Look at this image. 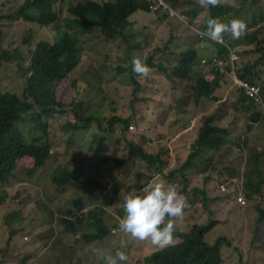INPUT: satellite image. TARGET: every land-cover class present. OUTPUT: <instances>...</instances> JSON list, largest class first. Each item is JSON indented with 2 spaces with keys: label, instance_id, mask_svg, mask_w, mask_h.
Returning a JSON list of instances; mask_svg holds the SVG:
<instances>
[{
  "label": "trees",
  "instance_id": "trees-1",
  "mask_svg": "<svg viewBox=\"0 0 264 264\" xmlns=\"http://www.w3.org/2000/svg\"><path fill=\"white\" fill-rule=\"evenodd\" d=\"M60 0H32L27 1L16 12V8L8 15L1 16L0 21L5 20L9 23L8 31L4 32L0 27V40L5 38L8 32H11L12 24L15 26V17L34 22L35 26L42 27L45 25L52 27L51 41L40 40L34 42L32 38L33 30L24 37L23 44L32 49L19 48V57L22 51L31 50L29 53V63H26V81L22 88L21 94L0 92V184H6L16 169V165L28 164L31 173L41 171L45 165L49 164L52 156L50 143L47 139V119L53 118L56 111L63 109L68 115V127L75 134L84 131L90 124H95L98 131L97 140L101 141L102 146L108 145L107 135L113 129L119 131V126L123 125V132L134 131V125L137 123V113L133 108V101L127 104V109L123 110L118 107V102L123 98H115L113 105H107L101 108H93L91 112H86L88 107L82 111L83 102L79 87H83V83L74 82L70 76L80 62V37L91 32L99 33L106 40L115 42V49L120 50V41L124 38L128 41L125 43L126 48L123 50L124 60L129 61L131 82L132 60L138 58L141 62L150 68L147 76L151 79L148 81L155 89L149 92L155 101L160 91L167 84L170 89L180 82L179 79H186L191 73L194 66L199 63H233L243 70V76L252 84H259L260 80L264 81V44H257V55L244 59L245 63L239 62V58L231 57L224 51L221 56L214 57L213 52L220 50L229 39L223 38L220 41H214L203 35L206 30L209 18H215L218 22L227 24L233 19L242 20L245 24L251 25L254 31L245 29L246 38H251L252 33L263 30L264 26V8L260 6V0H218L215 6L209 5L203 7L207 9V20L199 26V11L202 8L200 4L194 3L196 8L189 9L193 12L190 19L183 13V10L172 6L175 0H74V2H65L62 0L64 7V16L60 18L57 11L53 10V6ZM254 4L258 7L257 12L253 14L250 22L238 15L237 11L240 6ZM15 12V13H14ZM131 14L144 15L148 17L145 26H140V30H136L135 35H126L124 32L117 30H126L130 34L129 29H135L134 22H128L127 19ZM54 22L60 23V25ZM162 23L163 30L166 34V40L163 44L152 42V39L159 35L151 29V23ZM189 25L196 31H189ZM257 26V28H256ZM44 28V27H43ZM42 29V28H41ZM40 29V30H41ZM223 35V33H222ZM125 36V37H124ZM119 38V40L117 39ZM228 39V40H227ZM98 41V36L95 37ZM124 45V44H123ZM125 47V46H124ZM129 49L132 50L133 59L130 56ZM8 49L0 46V52L8 55ZM140 51V56L137 52ZM242 63V64H241ZM186 64L189 69L183 70L182 66ZM80 67V66H79ZM78 67V68H79ZM22 66L19 69L22 70ZM77 68V69H78ZM76 69V70H77ZM164 80V81H163ZM136 81L146 87L148 82L142 78ZM123 78L117 80V84H123ZM127 83L126 85H128ZM74 85V94L70 95L67 101L69 105L59 103L57 101V88L59 93L62 92L61 86L70 88ZM134 85L137 86L136 83ZM183 88V87H182ZM213 85L208 84L205 77L199 75L196 77L195 84L191 87L193 98L187 104L196 107L197 99L208 97L213 90ZM135 89H138L136 87ZM159 89V90H158ZM178 91V90H177ZM177 91L175 92L177 94ZM184 88L179 91L183 93ZM247 99L240 96L237 104L245 103ZM264 108V97L262 98ZM264 111V110H263ZM109 112V115L106 113ZM169 115L172 114V106L167 109ZM27 116H29L27 118ZM174 118L175 123H179ZM213 118H207L211 121ZM264 121V114L252 115L251 121ZM27 129L26 133L23 130ZM227 132L226 129H224ZM24 134L30 140H26ZM254 137L249 133L239 137V141L246 143ZM206 138L201 136L195 142V145L204 144ZM67 155L62 162H58L54 171L49 175V179L58 186H65L71 180L77 179L75 170H68L74 159H76L80 151L77 145L67 142ZM264 148V144H262ZM202 148V147H200ZM199 148V149H200ZM94 150V148H93ZM126 151V155L108 153H95V158L89 162H98L102 166H106L107 174L112 173L101 183L96 181L90 182V185L98 186L94 195L90 196L88 187H84L88 191L84 195L87 200H99L103 203L115 202L117 213L123 215L122 201L124 183L118 178L115 171L117 167H123L128 170L134 182L141 186L142 190L149 186L152 182L158 180L157 169L155 167L152 155H148L144 148L130 143ZM94 152V151H93ZM257 153H253L249 157V161L245 167V178L242 183V190L245 194V200H252L262 197L259 191V177L261 176V165H264V150L256 149ZM263 158V161L261 160ZM84 158L80 160L83 163L82 175L90 177L94 172L93 166L84 164ZM112 163V165H111ZM31 166V167H30ZM67 167V168H66ZM74 167V165H73ZM254 175L256 178L254 179ZM87 183V181H84ZM89 183V182H88ZM133 192L141 193V189L137 186H131ZM255 189V191H254ZM82 199V197L80 198ZM75 202L76 217L75 220H68L65 217L59 219V225L65 233H71L69 225H83L90 229L89 232L83 233V243L88 244V233L90 234V242H99L104 240L110 230L101 221L103 211L96 212L94 209L83 206L81 200ZM194 202L191 201V204ZM204 207L207 208L206 201ZM264 219V211L258 216V221ZM214 222L210 221L207 227L200 229L202 235L198 234L199 229L193 228L186 234L175 229L174 242L168 246V250L149 256L144 259V264H232L224 257L222 246L230 247V243L218 238L213 245L207 244L203 240V235L210 231ZM79 231V228L75 229ZM127 234V233H126ZM133 241L137 238L127 234Z\"/></svg>",
  "mask_w": 264,
  "mask_h": 264
},
{
  "label": "rangeland",
  "instance_id": "rangeland-1",
  "mask_svg": "<svg viewBox=\"0 0 264 264\" xmlns=\"http://www.w3.org/2000/svg\"><path fill=\"white\" fill-rule=\"evenodd\" d=\"M23 2L25 0H22ZM65 2H74V0H64ZM194 3H199V0H175L172 6L183 10V13L190 19L193 17V12L189 9L196 8ZM17 3L12 0H0V15L5 16L11 13L16 7ZM260 6L264 8V0H260ZM189 8V9H188ZM237 11L238 15L250 22L253 19V14L257 12L258 7L254 4L249 7ZM53 10L58 12L60 18L64 16V7L62 0L55 3ZM208 18L207 9L201 8L199 11V23L201 26ZM128 22H134L135 29H129L130 34L126 30H117L124 32L126 35H135L140 26H145L146 16L131 14ZM15 22V21H14ZM57 25L60 23L54 22ZM12 24L11 32L0 40V46L7 50L8 55L0 52V92L21 94L22 88L26 81V63H29V53L31 50L22 51L20 56L19 48L32 49L23 44L24 37L33 30V41L39 40L51 41L52 27L46 26L41 30L35 25L22 21L20 24ZM0 27L4 32L8 31L9 23L5 20L0 21ZM264 29V26H263ZM137 30V31H136ZM227 33L231 34L229 42L224 44L222 48L215 53L216 56L227 54L232 56H241L247 52H252L254 43L248 42L246 39V32H243L239 38H233L230 31L223 33V38L228 37ZM98 36L99 40L96 41L95 37ZM124 36V37H125ZM166 34L161 28L160 34L152 39V42L163 44L166 40ZM119 40V38H117ZM127 39L120 41V50L115 49L116 44L111 40H106L105 37L99 33L91 32L80 37L81 51L80 62L72 72L70 78L75 82L83 83V87H79L81 100L83 102L82 111L88 107L87 112H91L93 108H101L107 105H113L115 98H123L118 102L120 109L126 110L127 104L133 101L134 111L137 113V124L134 125L135 130L131 132H123V125L119 126V131L113 129L107 135V145H101V141L97 140L94 136L97 134V127L95 124H90L81 131L79 134L73 133L68 127V115L63 109L56 111L53 118L47 119V139L50 143L52 156L49 164L41 171L30 172L28 164L16 165V169L6 184H0V264H104L100 255L93 252V249H101L105 253H111L114 249L126 250L130 258L127 264H142V261L148 251L142 246H136L125 239H123L117 228V206L115 202L103 203L99 200H83L84 195L90 192V196L94 195L98 186L90 185V182L101 183L107 179V175L113 176L112 173L107 174L106 166L100 165L96 162H89L90 159L95 158V153H108L126 155L130 143L144 148V152L148 155L163 156V153L172 151V145L168 143V148L163 146L164 141L158 138L159 127H155L156 120V104L154 98L147 93L146 87L138 86V93L133 91L137 87L134 82L128 81L130 77L129 61L124 60L123 50ZM140 56V51L137 52ZM133 59V55H130ZM223 57V56H222ZM22 66V70L19 69ZM78 68V69H77ZM77 69V70H76ZM123 78V84H117V80ZM132 80L135 78V73L131 74ZM135 81V80H133ZM129 83L128 85H126ZM149 84V82H148ZM74 85L70 88L61 86L62 92L59 93L57 88V101L65 107L73 91ZM159 90V89H158ZM160 104V103H159ZM229 103L217 109V117L222 118L224 113L230 112L231 117L225 122L229 126L232 119L233 112L229 111ZM248 112V113H247ZM261 108L259 107V100L255 102H246L245 106L240 109L239 120H241L243 128L252 127L247 122L251 119L252 115H259ZM109 115V112L106 113ZM29 116H27L28 118ZM23 130V129H22ZM27 129L23 130L26 133ZM240 134H243L242 131ZM25 139L29 140L24 134ZM30 141V140H29ZM67 142H72L77 145L80 151L79 156L74 159L68 170H75L77 179L69 181L65 186H58L54 184L49 175L54 171L57 163H63L67 155ZM258 146L264 143V136L258 141ZM94 148V150H93ZM94 151V152H93ZM201 154L205 155V150H200ZM210 158L209 163L205 167V171L200 175L196 174L194 169L184 172L188 180V195L194 200L195 205L190 208V217L187 219L188 231L193 228V225H206L212 218L213 205L218 201L228 198L227 193L234 187V182L239 180L234 173L241 171L243 158L234 150L221 152L219 155L207 153ZM84 158V164L92 165L94 172L90 177L82 175L83 163L80 160ZM74 165V167H73ZM112 165V163H111ZM31 167V166H30ZM118 178L124 183L123 194L126 189L131 187L130 184L134 183V179L126 168L123 170L115 169ZM181 181V175L178 174L174 178ZM232 179V180H231ZM87 181V183H84ZM221 181L226 182V189L222 194H218L217 188ZM234 181V182H233ZM89 182V183H88ZM130 185V186H129ZM88 189H84V187ZM82 197V199H80ZM80 199L83 206L94 209L96 212L103 211L101 221L111 229V234L107 239L101 243L85 245L83 244V233L90 231L88 227H80L76 234L64 233L58 226V220L62 216L69 218L76 217L75 202ZM204 200L207 202V208L204 207ZM260 199L255 198L253 201H247L252 208L254 204L259 202ZM243 206H248L245 204ZM232 213L230 219L229 212L223 210L221 225H244L249 229L251 236H247L249 243L243 241V245H233L224 251V257L232 262L238 264V258L243 257L245 264H260L264 263V248L261 245L263 255L256 252V245L253 242L254 234L251 230L252 225L251 214H244L242 210L240 215ZM261 229L260 233L263 234L264 240V225H258ZM245 229V227H244ZM27 235L28 241L23 242L21 237ZM218 238L217 232L213 229L207 234L205 242L213 245L214 241ZM258 236L255 237V240ZM223 250V249H222ZM221 250V254H222Z\"/></svg>",
  "mask_w": 264,
  "mask_h": 264
},
{
  "label": "clouds",
  "instance_id": "clouds-1",
  "mask_svg": "<svg viewBox=\"0 0 264 264\" xmlns=\"http://www.w3.org/2000/svg\"><path fill=\"white\" fill-rule=\"evenodd\" d=\"M12 1L19 5L16 7V12L27 1L32 0H25L24 2L22 0ZM217 2L218 0H199V4L202 8L208 7L209 5L215 6ZM241 7V9H243L246 8L247 5ZM13 17L16 19L15 24H20L24 21L35 25L34 22L27 21L22 17H16L14 14ZM254 24L255 23L248 25L239 19H233L229 23L224 24L218 22L215 18H209L203 35L211 40L220 41L222 39V33L230 31L233 38H239L245 29L250 30ZM37 27L41 29L45 27V25ZM188 30L193 32L196 31L191 28L190 25ZM257 32H259V30ZM226 34L228 36L227 38L230 40L231 34L227 32ZM257 41L258 43L264 44V29L261 30V34L258 36ZM217 51L218 50L213 52V56L217 58L222 57L221 55H215ZM229 56L238 58V56H232L230 54ZM232 65L233 63H199L193 67L186 79H179V81H181V86L185 90L183 93L177 91L176 94L170 89V85L167 84V86L160 91L156 99L158 104L155 103L156 120L154 128L159 127L160 131L158 132V138L164 141L163 146L165 145V147L168 148L169 143L172 145L173 149L170 153H163V156L159 155V153L154 156V163L158 174L157 181L152 182L143 190L141 186L135 182L130 184L131 186L139 187L141 189L140 194L133 192L129 187L126 189L127 194H124L125 196L123 197L121 205L123 215L118 214L116 228L123 239L136 246H142L149 252L144 259L149 256H156L168 250V246L174 242L175 229L186 234L193 228H197L199 229L198 234L202 235L200 229L207 227L210 221L215 223L212 228L213 232H217L218 238L221 237L227 240L231 244L230 247L233 245H243L244 240L249 243L250 238L246 239V237L252 234H250L249 229H247L245 225V229L240 222L237 223V225H221L223 222V210L229 212L230 219H233L232 213L236 212V216H239L241 210L242 213L246 215L251 214L252 219L250 225H252L251 230L254 234L252 243L256 245V252L263 255L262 249L264 248V240L258 225H264V219L258 221V216L261 211H264V165L260 167L261 176L259 177L260 182L258 191L262 197L258 198L260 201L255 203L253 208L250 206V203L245 200L242 183L245 178V167L249 161V157L253 153H257L256 149L260 148L264 150L263 146H258L257 143V141L264 136V121L260 119L257 122H252L250 119L247 123L252 127L247 126L243 128L242 122L239 120L238 116L240 109L245 106L247 101L248 103L250 101L255 104L258 100L261 113L264 114V108L261 102L264 97V81L260 80L259 84H252L247 77L243 76L242 69ZM182 69L187 70L189 66L183 64ZM132 71L135 73V78L133 79L135 81H131L136 83L137 87L142 86V84L138 83L136 79L142 78L147 82H149L148 79H151L150 76H147L150 72V68L143 64L138 58L132 60ZM199 75L204 76L207 83L213 85L214 88L208 97L197 99V105L195 107L187 103L193 98L194 94L191 87L195 84L196 77ZM153 89L155 88L149 82L146 86L147 93L149 94ZM133 92L137 94L138 89H134ZM150 96L152 95L150 94ZM240 96L245 97L247 101L237 104V100ZM225 103L230 104L229 111L233 112L229 126L225 125V122L230 119V112L224 113L221 119L217 117V109ZM170 106H172L171 115L167 112ZM173 117H176L179 123H175ZM210 117L213 119L208 121L207 118ZM224 129H226L227 132H225ZM241 131L243 134H240ZM246 133H249L254 138L246 143L240 142L238 140L239 137ZM201 136L206 138V142L204 144L195 145V142L199 140ZM202 149L206 151V154L211 152L213 157L229 149L234 150L243 158L242 169L234 173L239 180L237 182L233 181L234 187L227 193V195H229L228 198L222 199L218 201L217 204L213 205L212 218L207 224L203 226L193 225V228L188 231L187 219L190 217V208L192 205H195V202L188 195V180L184 172L194 169L196 174L200 175L201 172L205 171V167L209 163L211 157H208L206 154H201L200 150ZM261 160L263 161V158ZM117 168L121 170L124 169L123 167ZM178 174L181 175V181L174 179ZM255 178L256 175H254V179ZM225 189L226 182L221 181L217 188L218 194L223 195ZM191 201L194 203L191 204ZM245 204H248V206H243ZM66 218L72 221L75 220V217ZM233 220L237 221L236 219ZM58 226L60 227L59 220ZM69 227L72 232L67 234H76L78 231L75 229L84 226L76 223V225H69ZM109 230L111 234V229ZM210 231L203 235L204 241ZM126 233L137 238V240L133 241ZM90 234L91 232L88 233L89 243L85 244L82 242L83 244L92 245L101 243L110 235L109 234L102 241L91 243ZM256 236H258L257 240H255ZM21 240L27 242L28 236H22ZM261 245H263V248L260 250ZM230 247L222 246V252L224 253V251ZM93 252L101 256L104 264H127L130 258L126 250L119 248L114 249L111 253H105L101 249H93ZM241 255L242 257L238 258V264H245L243 253ZM143 261L142 264H144Z\"/></svg>",
  "mask_w": 264,
  "mask_h": 264
},
{
  "label": "crops",
  "instance_id": "crops-1",
  "mask_svg": "<svg viewBox=\"0 0 264 264\" xmlns=\"http://www.w3.org/2000/svg\"><path fill=\"white\" fill-rule=\"evenodd\" d=\"M146 19H148V17H146ZM150 26H151V29L153 30V31H155L156 33H158V34H160V31H161V28H163L162 27V23H151L150 24ZM256 28H257V26H256ZM255 30V28H250V31L252 32V31H254ZM261 34V32H256V33H252V37L251 38H246L247 39V41L250 43V42H253L254 43V49H253V51L252 52H247V53H245V54H243V55H241V56H238V58H239V62H242V63H245L244 62V59L245 58H248V57H252V56H255V55H257V47H256V45H257V43H258V41H257V38H258V36ZM126 47V46H125ZM129 53H131L132 54V50L131 49H129ZM183 88H182V86L180 85V82H177V85L173 88V91H181Z\"/></svg>",
  "mask_w": 264,
  "mask_h": 264
},
{
  "label": "built area",
  "instance_id": "built-area-1",
  "mask_svg": "<svg viewBox=\"0 0 264 264\" xmlns=\"http://www.w3.org/2000/svg\"><path fill=\"white\" fill-rule=\"evenodd\" d=\"M222 189H224L223 187H221Z\"/></svg>",
  "mask_w": 264,
  "mask_h": 264
}]
</instances>
